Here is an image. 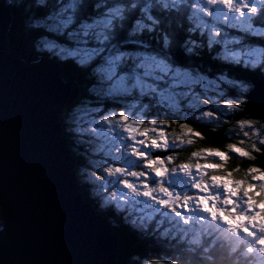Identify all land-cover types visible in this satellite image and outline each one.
I'll return each instance as SVG.
<instances>
[{"label": "snow or ice", "instance_id": "6c2138e0", "mask_svg": "<svg viewBox=\"0 0 264 264\" xmlns=\"http://www.w3.org/2000/svg\"><path fill=\"white\" fill-rule=\"evenodd\" d=\"M40 2L43 4L44 0ZM185 2L186 0H115L110 3L109 0H98L94 16L79 19L77 10L83 7L79 0H67V3L61 0L57 5L58 10L53 12L46 22L56 29L63 28L65 31L69 28L74 29L73 33L77 34L74 37L80 46L65 49L44 42V47L55 51L57 55L76 60L81 66L90 65L103 57L104 66L100 73L117 91L128 93L139 90L141 94L163 98L167 93L158 87L157 82L168 80L174 88L184 84L191 78V74L174 66L170 60L168 52L172 43L171 34L161 30L162 21L156 10L161 9L162 14L163 11L177 9L178 5ZM259 2L261 7L258 8L257 0H196L191 7L196 9L193 15L200 20L198 27L208 29L209 47L214 43H223L225 51L229 53L225 59L255 67L264 61V52L259 56L251 49L243 53L229 52V43L240 45L242 42L235 39L228 41L226 38L217 40V37L221 36V31L216 22L222 19L226 25L233 26L231 21L236 20L246 33L264 36V29L254 28L252 23V16L258 12L264 19V0ZM217 5L228 11L225 12L221 7H209ZM228 12L238 15L230 16ZM198 13L207 14L209 17L215 16V21L208 24L198 16ZM157 33L160 41L159 51L152 50L151 42L145 40L146 35L155 36ZM123 41L138 44L141 50L129 51L127 45L122 47ZM188 44L194 46V42L188 41L186 44V50L191 52L192 48L188 47ZM125 65H131L140 71L122 74ZM218 79L224 81L226 78ZM226 82L234 87L243 88L242 83ZM203 103L211 104L213 101L209 98ZM214 103L217 110L223 108L235 112L241 108L238 100L225 97ZM133 115L135 113L122 109L102 116L98 122L102 130L104 125H108L106 132L115 134L119 144L115 151L121 154L123 163L128 165L120 167L114 163L103 169L104 173L115 178L109 183L123 186L119 189V195L113 193L109 199L116 201L120 208L130 206L134 212H138L137 220L142 227L146 221L156 220L157 216L177 226L199 223L202 227L206 226L204 234L208 236L209 245H212L213 240L218 243L221 240L226 242L229 255L236 256L235 264H239L241 258L250 262L253 254H259L260 261L264 264V208L258 209L254 199V195L264 197V175L252 177L258 181L259 193L254 192L257 183H248L247 187H244V181H228L216 175L209 176V169L221 170L224 164H202L201 160H207L209 157L218 158L220 161L229 159L226 152L211 148L193 151L189 160L195 158V164L181 162L169 167L174 157L153 156V150L168 151L180 148L185 143L191 145L195 138H202V134L187 124H181L180 128L186 129V133L177 135L170 141L165 130L169 121L133 119ZM202 115L217 117L218 112H202ZM238 126L241 130L251 129V135L264 130V123H260L258 127L257 122L253 120H240ZM117 129H120V132H117ZM184 135H187V140L183 138ZM243 135L246 138L250 137L248 131H244ZM244 142L241 140L240 144ZM257 144L264 145V138L252 143L254 151H260ZM227 147L240 157H251L249 151L236 144H229ZM133 168L140 170H132ZM260 171L256 167H249L247 174ZM180 174L182 178L177 179ZM227 176L231 177L232 172H228ZM96 178L105 179L104 176ZM230 183L233 186H230ZM124 189L128 191L125 192ZM259 202L264 204V198ZM217 232L219 236L215 235ZM172 264H180L179 259H174Z\"/></svg>", "mask_w": 264, "mask_h": 264}, {"label": "trees", "instance_id": "16d2710c", "mask_svg": "<svg viewBox=\"0 0 264 264\" xmlns=\"http://www.w3.org/2000/svg\"><path fill=\"white\" fill-rule=\"evenodd\" d=\"M97 2L98 0H79V3L83 7L77 10L78 18H92L96 12L95 4ZM109 2L113 3L115 0H109ZM0 3L10 8L13 17L8 30L10 53L27 63L47 57L52 58L63 68V75L61 76L63 81L65 83L76 82L79 86L80 95L78 99L72 106L63 110L59 116V120L64 130L63 137L69 142V148L76 158L75 171L77 178L80 180H78V183L80 184L83 199L89 202L96 212L107 220L117 237L118 249L115 264H172L174 259H179L180 264H235L236 256L229 255L227 244L223 240L219 243L213 240L212 245L215 246L207 243L208 238L203 239L200 244L189 242L181 233L167 232L169 230L164 229L167 223L159 225L157 220H151L146 221L142 227L139 221L133 223L132 214H128L129 208L116 209L112 203H101L98 199V193L93 191L96 188L95 184L91 180L86 182L82 179L83 175L80 174L83 168L88 167V162L84 155L88 140L83 135L77 133V130L72 127L71 118L74 116V113H72L73 108L83 103L102 107V113L110 109L121 110L123 108V104L118 100L104 98L101 93L103 82L98 73V66L103 62V57L98 58L90 65L81 66L70 57L60 56L55 51L52 52V50L47 51L44 49V42H50L56 44L58 47L68 49L80 46L77 44L79 41L74 37L77 35L73 33L74 29L69 28L68 31H65L63 28L56 29L53 25L46 22L48 17L58 10L57 5L61 3V0H44L43 4L40 0H0ZM63 3H67V0H63ZM191 9L189 5L187 6L186 1L178 5L177 9L163 11L162 14L161 9L156 10L162 21L161 30H166L171 34L170 39L172 43L168 56L174 66L205 75L209 78H217L218 75H222L230 80L240 81L248 86L246 92L251 88V79L253 77L264 79L262 67L246 66L243 63H234L225 59V55L222 52L223 43H214L209 47L208 29L198 27L196 18L191 17ZM202 18L209 20L205 15ZM254 24L259 27L264 26L260 18L256 17L254 18ZM219 26L221 36L217 37V40L227 37L237 38L242 42L240 45L231 43V47L234 50L247 46H258L264 49L263 36L245 33L239 31L237 28L226 25L219 24ZM145 40L151 42L152 50L159 51V33L155 36L146 35ZM188 41L194 42V46L191 44L187 45L192 48L191 52L186 50ZM125 45L132 52L141 50L138 44H133L131 41H123L122 47ZM132 68L131 65H125L122 71L130 72ZM229 91V95H236L235 90ZM240 98L242 99L241 108L227 116L226 120L221 122L220 125L198 122L189 117L182 118L180 115L168 112L164 107H160L157 102L154 103L152 97L143 96L142 101L149 106L152 118L169 121L165 129L170 136V141L175 136L186 133V129L180 128L181 124H187L194 131L202 134V138H195L193 144L189 145L185 143L182 147L174 149L176 152L171 155L174 157L172 166H176L181 162L195 164V158L189 160L193 151L205 148L218 149L226 152L229 159L222 162L212 158L201 160L202 164H224L221 170L212 171L209 169L208 175H216L232 181H244V185L247 186L248 183H256L252 178L255 173L247 174L249 167H256L261 170L260 173L264 174V145L257 144L260 151H254L249 145L243 143L245 150L251 153V157H240L229 151L227 147L229 144H237V141L234 139L236 134L231 131L235 125L234 123H237L235 117L244 110L246 102L245 95ZM128 99L125 98L124 100ZM260 123L263 122L257 120V124L259 125ZM183 138L185 140L188 139L187 135H184ZM234 169L238 170L234 171ZM228 172H232L231 177L227 176ZM254 191H258L259 193V186ZM262 198L264 197L254 195V199L259 205H262L259 202ZM0 224H2L1 217ZM236 255L238 256V254ZM239 264L259 263H257L256 259H251L249 262L241 258Z\"/></svg>", "mask_w": 264, "mask_h": 264}, {"label": "water", "instance_id": "95a60500", "mask_svg": "<svg viewBox=\"0 0 264 264\" xmlns=\"http://www.w3.org/2000/svg\"><path fill=\"white\" fill-rule=\"evenodd\" d=\"M0 3V264H115L118 240L83 199L59 120L80 95L52 58L27 63L8 47ZM244 110L264 123V79L253 77Z\"/></svg>", "mask_w": 264, "mask_h": 264}, {"label": "rangeland", "instance_id": "374dc122", "mask_svg": "<svg viewBox=\"0 0 264 264\" xmlns=\"http://www.w3.org/2000/svg\"><path fill=\"white\" fill-rule=\"evenodd\" d=\"M186 1H187V6L189 5L190 8H192L191 5L193 3H196V0H186ZM209 7H221V8H223V6H219V5L209 6ZM257 7L258 8L261 7L259 0H257ZM223 10L225 12L228 11L226 8H223ZM195 11H196V9H193V8L190 10L191 17L196 18V21L199 24L200 20L196 16L193 15V13ZM204 15H205V17L207 16V14L198 13V16L200 18H202ZM228 15L231 16V15H238V14H233V13L228 12ZM207 17L209 20H205L204 18H202V19L204 21H206L208 24H212L215 21V16H213V17L207 16ZM255 17L260 18V20L264 23V19L261 18V16L259 15V12H258L257 14L252 16V23H253L254 28L264 29V26L259 27V26H256L254 24V18ZM216 23H217L218 27H220L219 24L220 25H226L222 19ZM231 25H233V26H230V27H234V28H237L239 31H243L241 26L239 25L238 21H236V20L231 21ZM226 26H229V25H226ZM243 32H245V31H243ZM223 39H225V38H223ZM226 39L228 41H232L235 38H227L226 37ZM235 40H238V39L236 38ZM222 45H223L222 52L226 56L229 53L225 51V45L224 44H222ZM57 48H61V47L57 46ZM62 48H65V47H62ZM44 49L49 51V49H47L45 47H44ZM65 49H68V48H65ZM228 49H229V52L235 51L238 53H243V52H246L247 50L251 49V50L256 51L258 56L261 52H264V49L262 47H258V46H252V47L247 46L244 48H238V49L234 50L231 47V43L228 44ZM103 66H104L103 62H101L98 66V73H99V76L103 82V88H102L101 93L104 96V98L107 97L109 99L118 100L121 104H123V108H121V110L123 109L129 113H135V115H133V117H132L133 119L142 118V119H145L146 121L147 120H153L155 118H152L150 116L151 110H150L149 106L147 105V103L142 101L143 96H146L148 98L152 97L154 103L157 102V104L160 105V107H164L165 110H167L168 112L178 114L182 118H188L189 117L191 119L197 120L198 122H206L207 124L220 125L221 122L226 120L227 116H229L231 113H234V112L229 111V110H225L223 108L217 110L214 102L217 100H220L221 97H225L228 99L238 100V102L241 104L242 99L240 97L241 96L244 97L245 92H246L247 87H248L246 84H244L240 81H235V82L242 83L243 88L234 87L232 84L226 82V81H233V80H230L227 77H224L222 75H218L217 78H209L205 75H202L199 73H194V72L189 71V70H185V71L190 72L191 78L188 79L187 81H185L184 84H181L179 86H175L173 88L169 84L168 80L157 82L158 87L160 89L165 90L167 93V95L163 98L160 96H154V95L152 96L151 94H146V93L141 94V92L139 90H136L135 92L129 91L128 93H124V92L117 91L114 85L110 84L106 79H104L102 77V75L100 73V69ZM258 66L262 67V69L264 71V61H262L261 63H258L255 67H258ZM179 68L182 69L181 67H179ZM138 71H140V70L132 68V71H130V72L122 71V74L136 73ZM182 71H184V69H182ZM219 77H224L226 79L224 81H222L221 79H218ZM159 83H161V85H159ZM231 88H233V89H231ZM229 90H235L236 95H233V96L229 95V93H228V92H230ZM125 98H129V99L124 100ZM209 98H211L213 103L204 104L203 101L207 100ZM73 109L74 110L72 113H74V116L71 118L72 119L71 125L74 129L77 130V133H79L80 135H83V137H86L88 140V143L86 145L87 148L84 150V155H85V158L88 162V167L83 168L80 171V174L83 175V178L82 177L81 178L84 179L86 182L88 180H91L95 184L96 188H94L93 191H95V192L97 191L96 193H98V196H99L98 199L101 201V203H112L114 208L121 209L120 207L117 206L116 201H113L109 198L111 197V195L113 193H116L117 195H119V189L123 188V186L122 185L114 186L111 183H109V181H111L115 178L108 176L107 173L103 172V169L105 167H108L109 165L114 164V163L116 166H120V167H128V165H125L123 163V158L121 157V154L117 153L115 151V148L119 146L118 142L115 139V134L106 132L108 125H104V129L102 130L99 126V123H98L101 120L102 116L108 115L111 112H119L120 110L110 109L109 111L102 113L101 112L102 107H100V106L98 107V105L92 106L88 103H83L79 106L74 107ZM209 111L218 112L217 117H205L202 115V112H209ZM245 117H247V116L243 115V118H239L237 120V123H234L235 125L231 130L234 134H236V136H234V139L237 141L236 145L239 147H242L244 150H245V146L243 144H240L241 140H244L245 141L244 144L249 145V147L252 149L251 145L253 142H257L261 138H264V130H261L256 135H251L252 130L249 128H245V129L241 130V128L238 126V121H240V120H251V119H248ZM253 121L257 122V120H253ZM257 126L259 127L258 124H257ZM93 129H95V131H93ZM116 131L120 132V129H117ZM244 131H248L250 133V137H248V138L244 137V135H243ZM231 136H232V134H231ZM125 138H126V134H125ZM138 138H141V137H138ZM169 139H170V136H169ZM174 152H176V150L170 149L168 151H163V150H155L154 149L153 150V156L159 155L161 157H166V156L172 155ZM231 153L235 154L234 152H231ZM235 155H237V154H235ZM73 158H75V157L73 156ZM209 158H212L214 160L216 159V160L220 161L218 158H213V157H209ZM132 159L134 160L135 158L132 157ZM220 162H222V161H220ZM168 166L171 167L172 163H170ZM172 167H174V166H172ZM132 170L139 171L140 169L133 168ZM262 175H264V174L257 172V173H255L254 176L259 177ZM97 176H104L105 179L100 180V179L96 178ZM181 178H182V174H180L177 177V179H181ZM129 179H133V178H129ZM225 179L228 181H232V180L227 179V178H225ZM255 182L257 183V186H258V181H255ZM105 185H106V188H105ZM230 186H233V185L230 183ZM243 186L247 187L246 185H243ZM124 191L127 192L128 189H124ZM254 192L258 193V191H254ZM189 194H191V191ZM255 196H257V195H255ZM256 204H257L258 209L264 207V204L259 205L257 202H256ZM125 207L130 209L128 214H132L131 218L138 222L137 216L139 215V213L134 212L130 206H125ZM156 220L158 221L159 225L166 224V223L169 224V225L166 224L167 226L166 225L164 226L165 230H169L167 232L173 231V233H175V234L181 233V235L184 238L188 239L189 242H195V243L200 244L201 241H203V239L208 238V236L206 234H204L206 232V226L202 227L199 223H194L192 225H179V226H177L175 224L169 223L168 220L162 219L159 216H157ZM215 235L219 236V232L215 233ZM251 259H253V260L256 259L257 263L262 264V262L260 261V258H259V254H253Z\"/></svg>", "mask_w": 264, "mask_h": 264}, {"label": "bare ground", "instance_id": "6f19581e", "mask_svg": "<svg viewBox=\"0 0 264 264\" xmlns=\"http://www.w3.org/2000/svg\"><path fill=\"white\" fill-rule=\"evenodd\" d=\"M228 92V91H227ZM245 116H247V117H249L247 114H245ZM248 119H251V118H248ZM64 131V130H63ZM64 133V132H63ZM62 136H63V134H62ZM65 139V138H64ZM65 142L67 143V147H68V149L70 150V148H69V142L65 139ZM70 152H71V150H70ZM71 156L73 157V154H72V152H71ZM77 175V174H76ZM77 182H78V178H77ZM78 185H79V187H80V184L78 183ZM80 192H81V189H80ZM97 192V191H96ZM81 194H82V192H81ZM82 196H83V194H82ZM117 238V237H116Z\"/></svg>", "mask_w": 264, "mask_h": 264}, {"label": "clouds", "instance_id": "9594fccd", "mask_svg": "<svg viewBox=\"0 0 264 264\" xmlns=\"http://www.w3.org/2000/svg\"><path fill=\"white\" fill-rule=\"evenodd\" d=\"M3 227H4V225H3V224H0V230H2V229H3Z\"/></svg>", "mask_w": 264, "mask_h": 264}]
</instances>
